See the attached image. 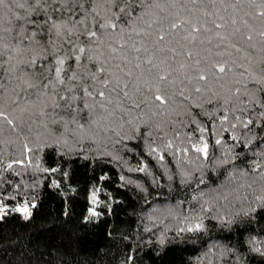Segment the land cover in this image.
Listing matches in <instances>:
<instances>
[{
    "label": "trees",
    "instance_id": "obj_1",
    "mask_svg": "<svg viewBox=\"0 0 264 264\" xmlns=\"http://www.w3.org/2000/svg\"><path fill=\"white\" fill-rule=\"evenodd\" d=\"M0 200V264H264V0H4Z\"/></svg>",
    "mask_w": 264,
    "mask_h": 264
},
{
    "label": "snow or ice",
    "instance_id": "obj_2",
    "mask_svg": "<svg viewBox=\"0 0 264 264\" xmlns=\"http://www.w3.org/2000/svg\"><path fill=\"white\" fill-rule=\"evenodd\" d=\"M3 2H4V0H0V4H2ZM37 3L39 4V0H37ZM20 6L22 7L23 5H20ZM56 11H59V9H56ZM122 11H123V9H122ZM17 19H20V17H17ZM26 24L32 26V29H31L32 34H31L30 37H26V38L29 39L32 43H34V44H36L38 46H42L43 43H44L42 40L37 39V36L38 35L41 36V37H43L46 32H49L50 33L53 29H55L57 35H59L60 27H61V25L58 24L56 21H54L52 19V17H50V16L47 17L46 19H43V20H37V19L28 18L26 20ZM173 27H176V25H173ZM21 28L24 31H27V28L25 27V25H21ZM37 28H39V32H37ZM95 35H96L95 32H90L89 33V36L90 37L91 36H95ZM161 39H163V37H161ZM43 51L44 52H47V49L44 48ZM80 51L83 52L84 49L81 48ZM42 58H46V57H42ZM56 63H58L60 65H63L64 64V60L63 59H58L56 61ZM30 65L33 66V67L36 65V59L35 58L32 61H30ZM61 70H62L61 68H57L56 69V77H57V79H58V81L60 83H63V81L59 79L60 78ZM219 71L220 72H223L224 71V68L221 67L219 69ZM200 79L203 80V79H205V77L203 75H201L200 76ZM197 91H199V89H197ZM89 95H90V93H89ZM99 95L101 97H103L104 96V93L101 92ZM155 99L158 100V101H160L161 103H164L165 102L162 99V97L159 96V95H157L155 97ZM85 107H88V106L85 105ZM227 119H228L227 116L223 117L222 122L223 121H226ZM237 119L239 120V117H237ZM9 123H11V121H9ZM251 123H252L251 120L245 121L244 122V126L247 127ZM232 127L235 128L236 127V124H232ZM199 130H200L201 133H204L206 131L205 128H200ZM233 139H235V137H233ZM215 143L217 145H219L221 143V140L220 139H217L215 141ZM167 147H169V148L172 147L171 143H169L167 145ZM192 148H193V151L199 153L201 156L204 157V159H207L208 158L209 143L203 137H201V142L199 144H194L192 146ZM152 151L155 152L156 149L153 148ZM185 152H187V149H185ZM161 159H163V157H161ZM18 163H20V162H18ZM9 167H11V165H9ZM51 171H57V169H52ZM139 171H142L143 172V171H145V169L143 167H141V168H139ZM121 178L123 179V177H121ZM101 179H104V177H101ZM92 201H93V204H95V202H96V195H95V193H93ZM31 207L34 208L35 205H32ZM15 211L16 212H19V213H22L25 220L29 219L30 216H31V211H30L29 206L27 204L24 205L22 208H20V207L16 208ZM0 212H3V209H0ZM89 214L92 215V216L98 215V213L95 211L94 208H90L89 209ZM202 227H203V224L201 222V223H196L194 226H189L187 228H181L180 231H182V232L183 231H187V232H198V231H200L202 229ZM161 242H163V241H161ZM255 250L256 251H260V249H258V248L255 249Z\"/></svg>",
    "mask_w": 264,
    "mask_h": 264
},
{
    "label": "rangeland",
    "instance_id": "obj_3",
    "mask_svg": "<svg viewBox=\"0 0 264 264\" xmlns=\"http://www.w3.org/2000/svg\"><path fill=\"white\" fill-rule=\"evenodd\" d=\"M28 205L29 209L31 211V216L33 215L34 211L37 208V204H29L24 201H18L17 203H4L0 200V209H3V212H0V222H3L4 220H9L12 218H16L19 220H25L22 213L16 212L15 209L20 207L22 208L24 205ZM32 205H35V207H31ZM30 216V218H31Z\"/></svg>",
    "mask_w": 264,
    "mask_h": 264
}]
</instances>
